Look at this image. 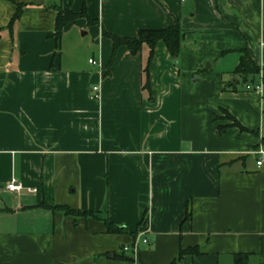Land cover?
<instances>
[{
    "label": "crops",
    "instance_id": "1",
    "mask_svg": "<svg viewBox=\"0 0 264 264\" xmlns=\"http://www.w3.org/2000/svg\"><path fill=\"white\" fill-rule=\"evenodd\" d=\"M15 2L25 7L11 36L15 4L0 0V264H171L193 247L200 254L178 264H234L235 254L264 263V0ZM83 6L97 25L70 24L57 52L53 8ZM176 20L179 58L157 44L148 91V49L114 53L103 34ZM243 50L260 70V95L233 75ZM222 110L249 132H219L230 124ZM12 179L20 192L6 190ZM54 206L136 235L89 218L74 225Z\"/></svg>",
    "mask_w": 264,
    "mask_h": 264
},
{
    "label": "trees",
    "instance_id": "2",
    "mask_svg": "<svg viewBox=\"0 0 264 264\" xmlns=\"http://www.w3.org/2000/svg\"><path fill=\"white\" fill-rule=\"evenodd\" d=\"M11 3L15 4V12L13 16L8 21L6 25V29L9 30L11 36L14 29V25L20 20L23 9L25 4L16 3L15 0H9ZM53 10L56 13L55 16V23H54V39H55V46L57 52H60L61 49V40L64 34L66 27L70 24L76 22L77 20L83 19L86 21V24L89 26L97 25L96 20H92L89 15L87 14V10L85 6H83L82 10L79 12L72 11L71 9L67 8L63 10L60 7H54ZM104 37L107 38L113 46L114 53L119 48H125L131 56H137L141 52L142 48L145 47L148 49V59L146 62V66L144 68V73L147 77L146 84L144 86L145 89L149 91V79H148V68L150 62L153 58L155 47L158 43L162 42L165 44L170 58L173 60H177L180 55L181 44L184 39V34L181 30V27L176 20L173 25L168 28L163 29H143L139 30L137 34L133 37H119L112 33L104 32ZM259 73L260 70L258 66L252 61L249 57L246 50H243L241 56L239 58V62L236 68L233 71V75L240 79V84L244 87L246 85H255L259 81ZM233 86H236L233 84ZM235 90V88H234ZM223 119L230 121V124L222 127L217 128L219 132H224L225 129L229 127L238 128L241 133L249 132L246 128L241 126L239 122L231 116L225 110H222ZM216 119H219L216 117ZM262 145L264 146V139L261 140ZM256 149V148H255ZM246 158V157H245ZM230 165V164H229ZM224 166H218L217 172H220ZM46 207V206H45ZM53 211H60L65 216L71 217L74 220V225H77L78 219H93L102 222L105 227V230L108 234H128L131 236H135L136 233H131L125 228L118 227L113 223L109 222L107 219H102L98 217L95 212L89 211H82V210H75L68 206H54L53 208H49ZM191 209L189 202L186 206V213H185V220L189 221L191 219ZM143 224V222H142ZM199 250L198 247L188 248L186 250L180 249L176 259L171 264H178V262L185 256H198ZM250 254H235L234 255V264H249ZM115 259L125 260V261H132L131 258L123 256L122 254H114ZM264 264V263H260Z\"/></svg>",
    "mask_w": 264,
    "mask_h": 264
},
{
    "label": "built area",
    "instance_id": "3",
    "mask_svg": "<svg viewBox=\"0 0 264 264\" xmlns=\"http://www.w3.org/2000/svg\"><path fill=\"white\" fill-rule=\"evenodd\" d=\"M89 63L92 64V65H95V66L97 65L95 60H89ZM245 90L247 92H251V93H254L256 95H260L263 92L262 82L258 81V83L255 84V85H246L245 86ZM91 92H92L93 99H95V100H99L100 99V94H99L98 87H93ZM256 155L263 156L264 155V151L263 150H259V151L256 152ZM262 162H263V160L261 158L256 162L257 168L261 167ZM6 190L9 191V192H13V193L20 192L22 190V186L15 179H12L11 182L7 185ZM143 243L145 244L146 241H143ZM130 249L131 248H129V247H125L123 249V251L124 252H128V251H130ZM137 249H138L137 245L132 246V250L133 251L137 252Z\"/></svg>",
    "mask_w": 264,
    "mask_h": 264
},
{
    "label": "rangeland",
    "instance_id": "4",
    "mask_svg": "<svg viewBox=\"0 0 264 264\" xmlns=\"http://www.w3.org/2000/svg\"><path fill=\"white\" fill-rule=\"evenodd\" d=\"M84 42L87 43L88 45L91 44L89 38H85ZM205 66H206V64L203 65L202 70H204ZM195 86H198V83H195Z\"/></svg>",
    "mask_w": 264,
    "mask_h": 264
},
{
    "label": "water",
    "instance_id": "5",
    "mask_svg": "<svg viewBox=\"0 0 264 264\" xmlns=\"http://www.w3.org/2000/svg\"><path fill=\"white\" fill-rule=\"evenodd\" d=\"M177 64V62H175ZM209 67V66H208Z\"/></svg>",
    "mask_w": 264,
    "mask_h": 264
}]
</instances>
